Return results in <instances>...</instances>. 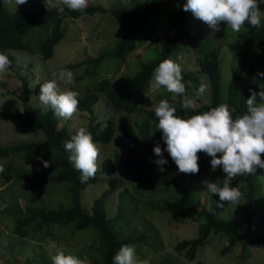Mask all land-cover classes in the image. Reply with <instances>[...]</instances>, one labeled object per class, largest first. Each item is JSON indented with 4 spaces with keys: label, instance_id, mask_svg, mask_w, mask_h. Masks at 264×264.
<instances>
[{
    "label": "trees",
    "instance_id": "trees-1",
    "mask_svg": "<svg viewBox=\"0 0 264 264\" xmlns=\"http://www.w3.org/2000/svg\"><path fill=\"white\" fill-rule=\"evenodd\" d=\"M184 3L186 0H129L120 1L107 9L101 3L89 2L83 12L71 11L65 6L61 16L56 9L48 10L46 5L8 7L6 0H0V51L8 47L36 49L41 57L49 56L53 45L64 33L62 20L65 16L108 10L112 22L123 26L122 33L111 47L57 67L58 70L67 69L84 63L82 74L89 73L97 77L93 78L91 87L84 85L78 93L79 109L89 113L88 121L78 128L70 129L65 122L58 126L59 118L49 106L43 109L29 107V83L26 75H18L21 82V91L18 93L22 100L21 106L0 109V118H14L23 125L32 124V127L41 130L42 136L0 144V157L7 158L2 163L5 171L0 173V194L9 192L6 189L13 185H16L17 191L9 193L10 198L0 196V219L6 217L10 220L13 233L41 242L45 238L68 241L71 237L76 238L77 233L88 232L91 239L79 242L78 247L70 248V251L64 250L65 255L77 256L87 264H114V255L125 244L134 246L136 255L142 244L153 250L162 249V239L151 221L146 222L142 218L143 225L133 222L131 226H126L130 212L146 193L149 198H143V202L148 209L154 208L159 212L178 211L197 220L198 232L194 236L180 238L173 244L174 249L187 258L195 256L197 247L205 242L210 231L219 232L225 237V243L220 248L222 252L239 242L241 255L245 256L248 243H264V229L256 230L258 220L264 218L263 169L259 168L254 176H238L231 182L233 187L241 181L246 185L241 188L240 204L232 209V213L229 209L226 216H218V212L227 208L228 203L219 207V197L209 192L204 182L222 184L226 175L222 167L213 169L211 157L200 152L199 173H180L166 150L163 133L156 128L158 121L154 113L159 102L166 99L176 108V115L181 118L209 111L221 104L235 108L234 116L243 114L246 111V99L252 91L259 92L264 88V77L260 76V73H264V15H261L259 27H253L246 21L240 32H235L230 39L229 45L235 51L237 61L231 68V76L223 95L219 85L218 47L204 31L198 28L193 32L187 30L191 12L183 10ZM160 17H163V25L158 24ZM158 27L160 31H157ZM142 41H149L151 47L146 52L148 56L145 54L139 59L133 71L123 74L120 80L97 75L96 67L105 58L115 56L113 65L117 68L125 56ZM187 43L193 45L197 66L194 70L182 71L183 83L188 90L189 85H198L200 73L205 74L209 87L208 98L197 103L195 108H184L183 95L174 94L172 98V93L161 89L156 93L154 106L143 105L140 95L148 90L155 68L163 60L177 55L181 48L187 47ZM7 55L13 63L15 55L12 52ZM43 83L42 79H37L32 85L33 91H38ZM2 85L3 81L0 80ZM100 94L114 108L136 112L137 118H133L131 124L122 114L117 119L109 115L104 120H94L92 105ZM117 121L122 136L119 148L101 156L99 176L95 175L82 183L81 173L68 160L71 153L65 151V142L80 128H85L95 143L106 144L115 132ZM157 145L167 160L163 170L155 163L157 156L154 148ZM28 158L34 159L35 168L31 169L25 163ZM43 161H50L47 168ZM119 166L129 174L130 182L137 183L138 188L133 189L135 193L122 185L117 190V210L109 215L108 194L117 185L116 180L109 176L107 187L93 196L86 206L81 194L88 183L97 178L105 179V174L110 175ZM57 184L61 188L59 196L53 201L48 185ZM144 188L146 192L140 190ZM22 190L23 203L18 199ZM201 191L206 195V204H201ZM27 192L30 194L26 195ZM42 192L45 194L43 199L39 195ZM199 204L201 206L197 207ZM209 206L211 212L208 211ZM242 215L243 223L239 219ZM150 238L152 240L149 242ZM56 254L41 252L38 263L53 264L52 257ZM156 264L170 263L167 258H162ZM196 264L210 263L198 259Z\"/></svg>",
    "mask_w": 264,
    "mask_h": 264
},
{
    "label": "rangeland",
    "instance_id": "rangeland-1",
    "mask_svg": "<svg viewBox=\"0 0 264 264\" xmlns=\"http://www.w3.org/2000/svg\"><path fill=\"white\" fill-rule=\"evenodd\" d=\"M120 1L129 0H89V2H98L104 5L107 9ZM45 6V0H27L24 5L35 7L36 5ZM8 7H14V0H6ZM261 15H264V3H260ZM158 24L163 25V17L158 19ZM62 26L64 33L56 43L53 45L51 54L47 57H41L36 49H25L8 47L2 52L13 53L15 55V61L12 63L8 71L4 74H0V80L3 81L2 87L0 86V109H9L13 106H21L22 100L18 93L21 91V82L18 75H26L30 89L28 94V106L35 109H43L46 106L42 105L39 101L38 91H33L32 85L37 79H42L43 82L51 80H57L58 90L65 92L68 90L80 92V88L84 85L91 87L94 82L92 76L89 73H83L85 64H79L74 67L67 68L73 73L74 79L71 84L65 85L60 82L57 77L53 76L54 72H59L58 65H62L65 62H72L80 60L86 54H95L99 50H104L111 47L115 40L120 36L123 31V26L115 21L112 22L110 12L108 10L104 12H96L93 14H79L78 16H65L62 20ZM243 27V26H242ZM204 31L205 35L210 36L215 45L218 47V75L221 94H225L228 81L231 76L232 66L237 61L235 51L229 45L230 39L235 35L227 25L221 23L219 30H213L206 23L199 19H196L192 13L188 18L187 30L195 31L196 29ZM161 28L158 27L157 31ZM151 47L149 41L140 42L139 46L129 52L120 65L116 68L115 56L111 55V58H105L99 65H97V75L106 76L111 79H118L125 73L133 71L137 66V61L142 59L148 49ZM193 45L187 43V47H183L178 51L177 55H173L171 60L181 65L182 71L196 69V63L194 59V52L192 50ZM148 56V54H146ZM29 61V63H28ZM154 74V73H153ZM207 76L203 73L199 75V83L197 86H190L183 95L185 97L195 100V103H199L208 97V80ZM153 80L151 76L150 83ZM201 85H204L206 90L204 94L199 95V89ZM163 89V88H162ZM161 89L153 91L149 86L148 90L140 95V100L146 107H152L157 100L156 93ZM146 94V95H145ZM171 97H175L172 93ZM92 113L95 115L94 120H104L107 116H112L115 119L119 115H124L128 123H132L133 118H137V113L132 111H124L114 108L107 98L100 94L95 104L92 105ZM141 114V113H139ZM142 115V114H141ZM89 118V113L86 110H78V113L65 120L59 118L57 125L65 122L68 128H78L82 124L86 123ZM111 140L106 143H96L100 150V158L104 154L113 152L117 147L119 148V140L122 138L121 131L119 130L118 121L115 123V130ZM42 136L40 129L32 127V124H19L14 118H0V144H7L10 142H19L31 138H38ZM7 159L0 157V165ZM264 159V157H263ZM25 163L30 166L31 169L35 168V161L32 158L25 159ZM263 176H264V168ZM37 170V169H36ZM35 170V171H36ZM34 172V171H32ZM101 172L98 170L96 175L99 176ZM116 180V188L108 194V214L113 215L117 210V190L126 185L128 190L135 193L133 189L138 188L137 183L129 181V174L123 167L119 166L113 173L105 174V179L97 178L93 182H89L86 188L83 190V202L86 206L90 203L93 196L100 193L102 189L108 185V177ZM49 191L53 195V201L59 196L60 184L48 185ZM16 185L9 186L6 190L7 193H2L0 196H8L9 193L15 191ZM142 192H146V189H140ZM23 190L21 191L18 199L21 203L24 201ZM7 194V195H5ZM27 192L26 195H29ZM41 199L45 198V194L39 193ZM6 198V197H5ZM143 198H149L145 193L141 199L137 202L136 207L130 212V219L126 226H131L133 222H139L143 225L142 218L146 222L151 221L153 225L158 229L159 236L162 239V249L156 250L147 248L145 244L140 245L136 258L138 261L146 262V264H156L162 258H167L170 264H196L198 259L206 260L210 264H264V243L263 242H250L246 245L247 254L241 255V244L235 243L231 249L222 252L220 248L225 243V237L219 232L210 231L206 235L205 242L199 245L196 249L194 257L187 258L182 252L174 249L173 244L176 240L184 237L194 236L197 231V220L192 216L185 215L178 211L176 212H159L157 209H148L143 202ZM201 204L207 203V198L204 191L200 194ZM133 199H135L133 195ZM240 202V200H239ZM199 204L197 207H200ZM236 204H228L227 208L218 212V216H226L228 210L232 213V209H236ZM236 211V210H234ZM241 212V210H240ZM239 219L244 221V216H239ZM142 221V222H140ZM258 226L256 230L264 229V218L258 220ZM243 223V222H242ZM91 239V235L88 232L77 233L76 238H69L68 241L54 240L52 238H45L43 241L38 242L32 238L20 236L11 231L10 220L6 217L0 219V264H39L38 259L41 252L53 253L58 251H70V248H77L79 242H88ZM150 238L148 241L150 242ZM147 241V243H149ZM152 250L154 252H152Z\"/></svg>",
    "mask_w": 264,
    "mask_h": 264
},
{
    "label": "clouds",
    "instance_id": "clouds-1",
    "mask_svg": "<svg viewBox=\"0 0 264 264\" xmlns=\"http://www.w3.org/2000/svg\"><path fill=\"white\" fill-rule=\"evenodd\" d=\"M26 2L27 0H14L16 7ZM260 3H264V0H186L183 10L190 11L196 19L206 23L214 31L219 30L223 22L227 28L238 33L246 21L253 27L260 26ZM45 5L48 10L56 9L63 16L65 6L71 11L83 12L89 6V0H45ZM11 65L9 56L0 51V74L6 73ZM53 76L65 85L71 84L74 79L73 73L67 69H60ZM260 76L264 77V73H260ZM150 87L153 91L163 88L175 95L186 94L181 65L171 59L163 60L154 70ZM205 90V86L201 85L199 95L202 96ZM39 101L42 105L49 106L58 118L65 120L71 119L79 110L78 93L71 90L60 92L56 79L40 85ZM195 106V100L185 97L184 108ZM176 111L166 99H162L154 109L158 121L156 128L163 133L166 150L178 171L198 174V153H206L211 157L212 168L222 167L226 174L222 184L205 181L207 190L219 197V207H223L225 203L240 204L241 188L246 185L241 181L233 187L231 182L238 176H254L259 168H264V88L259 92L252 91L246 99V111L241 115L234 116L236 109L227 104L188 118H181L176 115ZM64 148L71 153L68 160L81 173L82 183L95 177L99 170L100 150L90 132L80 128L65 142ZM154 153L157 156L155 163L163 170L167 160L163 157L161 147L157 145ZM49 164L50 161H43L45 168ZM4 171V167L0 165V173ZM208 211H212L210 206ZM52 261L53 264H87L77 256L65 255L62 250L52 257ZM113 261L114 264H146L137 260L135 247L127 244L121 246Z\"/></svg>",
    "mask_w": 264,
    "mask_h": 264
}]
</instances>
